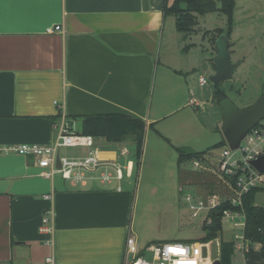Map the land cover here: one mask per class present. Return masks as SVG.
<instances>
[{
    "label": "crops",
    "instance_id": "1",
    "mask_svg": "<svg viewBox=\"0 0 264 264\" xmlns=\"http://www.w3.org/2000/svg\"><path fill=\"white\" fill-rule=\"evenodd\" d=\"M164 5L0 0V148H10L0 152V264H42L48 256L56 264H125L133 258L129 237L143 254L133 231L135 192L127 183L145 175V152L138 175L74 184L58 173L41 175L35 156L13 148L50 145L64 127L77 133V116L124 113L146 123L143 150L155 155L147 177L161 171L174 182L176 147L203 150L168 122L183 111L196 115L191 106L200 102L192 89V48ZM58 25L62 30H54ZM95 146L100 158L124 161L119 149L127 147L135 172L126 142L95 138ZM88 152L73 147L61 155ZM157 163L164 168L156 170ZM46 213L51 231L41 230Z\"/></svg>",
    "mask_w": 264,
    "mask_h": 264
},
{
    "label": "rangeland",
    "instance_id": "2",
    "mask_svg": "<svg viewBox=\"0 0 264 264\" xmlns=\"http://www.w3.org/2000/svg\"><path fill=\"white\" fill-rule=\"evenodd\" d=\"M227 17L224 14L213 12L199 16V25L195 32L185 37V45L191 47V59L197 67L191 71L192 89L200 105L191 106L196 115L178 113L168 122H173L179 134L189 139H196L197 150H207L211 158L206 169L194 170L192 161H187L174 167L175 181H169L159 171V175L147 177L155 157L153 149L148 147L143 160L145 175L140 179H129L127 186L135 192L133 213V231L139 239V246L143 248V255L151 257L148 246L173 239L190 242L205 236L206 232L201 224V218H193L190 210L185 206L179 192L180 183L186 180L195 185L197 191H219L218 176L215 173L216 159L221 154L223 147L227 146L221 130L220 101L216 89H222L240 107L254 104L264 96V0H236L233 13V32L230 38L231 59L238 62L239 66L232 80L213 83L210 73L214 72L212 58L216 54L215 44L211 42V31L215 28L226 29ZM207 79V84L202 86L199 82L200 75ZM178 126V127H176ZM222 142L217 148L213 146ZM126 144L134 152V144ZM66 149H63V152ZM177 157V152L174 151ZM164 168V165L156 164ZM255 203L264 205V190L255 196ZM223 231L218 238L209 242V255L219 258V243L233 238L234 229L230 221L224 223ZM234 264H245L241 255L237 253L233 258Z\"/></svg>",
    "mask_w": 264,
    "mask_h": 264
},
{
    "label": "built area",
    "instance_id": "3",
    "mask_svg": "<svg viewBox=\"0 0 264 264\" xmlns=\"http://www.w3.org/2000/svg\"><path fill=\"white\" fill-rule=\"evenodd\" d=\"M54 30H62V28L58 25ZM199 82L204 86L207 84V79L200 76ZM73 147H86L89 152L83 156L61 155L62 149ZM8 150L10 148H0V152ZM13 150L35 156L38 165L43 169L41 175L51 178L58 173L74 184H84L93 179L105 183L121 182L126 176L131 178L135 173L131 160L128 159L127 147L123 146L119 149V156L125 158V161L118 158L103 159L97 153L94 136L70 132L65 127L50 145L24 143ZM262 155H264V119L242 138L238 148L232 149L228 143L223 147L215 166V173L220 184L219 191L208 193L197 191L195 185L188 180L179 185V192L185 206L190 210L193 218H201L204 230L205 227L213 224L214 213L222 204L230 205L219 211L221 230L223 231L225 222L232 223L234 229L232 239L236 253L241 255L244 261L246 253L250 250V242L245 236L246 214L243 209V199L254 189L264 190V170H259L253 164V161ZM191 161L194 170H202V168L206 169V165L212 160L207 153L200 159ZM121 188L119 184L118 189ZM44 197L51 198L49 194ZM48 213L43 218L42 231L52 229ZM202 238L190 242L169 241L152 244L148 246L151 257H146L141 253L136 240L129 237L127 251L133 254V258L125 264H214L219 258L214 259L209 255L210 241L205 242ZM220 244L221 241L219 253ZM204 248L206 255H204ZM42 264H56V261L53 256H48Z\"/></svg>",
    "mask_w": 264,
    "mask_h": 264
},
{
    "label": "trees",
    "instance_id": "4",
    "mask_svg": "<svg viewBox=\"0 0 264 264\" xmlns=\"http://www.w3.org/2000/svg\"><path fill=\"white\" fill-rule=\"evenodd\" d=\"M236 7V0H165V16H173L178 32L184 37L195 32L199 25V16L218 12L227 17V28H215L211 31V42L215 44L216 39L226 34L230 45V38L233 32V13ZM188 47V46H187ZM213 63V62H212ZM219 101L226 97L222 89L215 92ZM81 120L78 134L90 135L95 138H104L110 143H124L128 140L134 144L135 174L138 175L141 166L146 123L138 118H133L124 113L91 114L77 116ZM222 145L217 143L213 148ZM178 152V163L200 159L206 155L210 149L195 151L186 147H176ZM259 191L254 189L244 196L243 209L246 214L245 236L250 242V250L245 255V264H264V205L255 203V196ZM230 206L222 204L214 213L213 224L205 227L203 241L209 242L216 239L222 232L219 221V211ZM236 248L233 239L221 240L219 260L221 264H234L233 258Z\"/></svg>",
    "mask_w": 264,
    "mask_h": 264
},
{
    "label": "water",
    "instance_id": "5",
    "mask_svg": "<svg viewBox=\"0 0 264 264\" xmlns=\"http://www.w3.org/2000/svg\"><path fill=\"white\" fill-rule=\"evenodd\" d=\"M216 54L212 58L214 72L209 79L217 84L232 80L239 66L238 62L231 59V50L226 34L220 35L215 41ZM221 130L226 142L232 149L238 148L242 138L264 119V96L254 104L240 108L229 97H224L220 102ZM59 164V160H57ZM261 171L264 170V155L253 161ZM204 255L206 249L204 248ZM214 264H221L217 259Z\"/></svg>",
    "mask_w": 264,
    "mask_h": 264
}]
</instances>
